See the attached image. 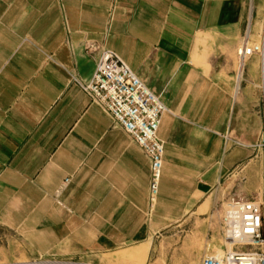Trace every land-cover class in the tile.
<instances>
[{"label": "crops", "instance_id": "1", "mask_svg": "<svg viewBox=\"0 0 264 264\" xmlns=\"http://www.w3.org/2000/svg\"><path fill=\"white\" fill-rule=\"evenodd\" d=\"M263 8L264 0H0V223L53 221L44 233L58 250L117 253L114 264H188V253L202 259L221 245L227 198L264 188L262 149L250 146L263 128L260 61L241 66L236 53L249 20L256 36ZM100 47L169 109L153 202L146 155L71 81L90 79Z\"/></svg>", "mask_w": 264, "mask_h": 264}, {"label": "built area", "instance_id": "2", "mask_svg": "<svg viewBox=\"0 0 264 264\" xmlns=\"http://www.w3.org/2000/svg\"><path fill=\"white\" fill-rule=\"evenodd\" d=\"M251 25L242 35L236 53L240 65L253 55L260 61L263 83L261 106L263 128L260 139L250 145L262 150L264 162V8L257 30L258 43L249 44ZM91 51L90 45L86 48ZM94 70L87 82L71 76L89 97L134 141L149 160V198L153 202L158 194L162 178L164 141L158 130L162 115L168 112L160 95L153 92L115 51L100 47L96 51ZM239 143L238 141H235ZM63 178L62 184L68 182ZM222 235L230 247L224 244L221 254H206L200 264H264V202L257 198L231 195L225 201L222 216Z\"/></svg>", "mask_w": 264, "mask_h": 264}, {"label": "rangeland", "instance_id": "3", "mask_svg": "<svg viewBox=\"0 0 264 264\" xmlns=\"http://www.w3.org/2000/svg\"><path fill=\"white\" fill-rule=\"evenodd\" d=\"M258 41L256 32V36H252L249 44L258 43ZM262 172L264 187V162L262 163ZM254 198L264 202V188L263 192L259 190ZM224 209L225 203L223 213ZM51 224H53V221L36 219L13 221L12 224L0 223V264H98V259H106L109 261L108 263L114 264L110 261L114 260L117 253H104L102 255L88 251L74 253L73 251H67L65 247L58 250L57 243H52L51 236L44 233V231L50 230ZM62 224L63 222L59 221V225ZM215 241H218L221 245H216L213 251L205 253V255L221 254L224 250V244L227 248L230 247L222 234ZM188 255V264H200L201 255L199 256L198 252L188 253ZM93 259H96V262H93Z\"/></svg>", "mask_w": 264, "mask_h": 264}]
</instances>
